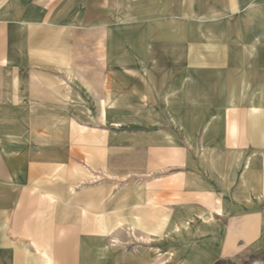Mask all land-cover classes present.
<instances>
[{
    "label": "rangeland",
    "instance_id": "374dc122",
    "mask_svg": "<svg viewBox=\"0 0 264 264\" xmlns=\"http://www.w3.org/2000/svg\"><path fill=\"white\" fill-rule=\"evenodd\" d=\"M75 2L0 0V232L35 227L44 245L58 244L53 264H73L81 240L105 244V264L264 263V145L251 140L264 132V115L253 118L264 0H182V56L162 61L117 38L130 26L115 12L100 23L98 0L90 23L73 20ZM212 153L222 165L211 167ZM247 157L258 165L244 171ZM194 176L220 213L184 188ZM182 208L214 216L197 236L173 234ZM163 215L167 226L151 233Z\"/></svg>",
    "mask_w": 264,
    "mask_h": 264
},
{
    "label": "crops",
    "instance_id": "0c3cea01",
    "mask_svg": "<svg viewBox=\"0 0 264 264\" xmlns=\"http://www.w3.org/2000/svg\"><path fill=\"white\" fill-rule=\"evenodd\" d=\"M91 2L92 0H76L75 2L76 11L75 13H73L74 17L72 19L76 20L78 23H82L83 25H85V23H90L91 21L90 20L91 19L90 8L92 4ZM185 5L186 3H183L182 0H98L99 21L102 24L103 22L107 24L108 15L110 17L109 18L110 20L113 16V13L115 12L116 14H114V17L117 20L116 22L121 21V24L123 26L125 27L127 25L130 26L129 33H120L121 30H119L118 34H116L117 38L122 39L123 42L124 41L127 42V40L129 39V43H130V46L132 47V50L134 48H137L136 50L139 53L144 52V49L141 50V47H144V46H147V48H149L150 46L153 47L154 48L153 53L155 54L156 58L159 61H162L164 60L163 58L165 56L166 57L170 55L171 56L179 55V57L182 56V11L186 10ZM39 8L40 7H36L35 9L36 13L39 11L37 10ZM125 27H122V28H125ZM212 38H214L213 34H212ZM225 61L233 62V59L229 57V58H226ZM237 84L241 86V89H243V91L245 88H247V85H248L245 78H241L240 80L235 81V89L238 86ZM257 90H259L260 94H262V97L260 98V105L262 106V109L260 113H257L258 115L253 116L256 122L258 121L260 117H262V115H264V86L259 84L257 86ZM234 101L231 100L230 102H227V107L235 106L237 102H234ZM253 102H254V99H251V110L258 111L257 107L254 106ZM217 121L218 120H215L212 118L210 119L209 123H206L204 126H206V128H208V126L213 128L214 125L217 124ZM260 126L264 127V123L263 125L260 124ZM230 133L233 135L236 133L234 127L231 128ZM251 140L253 143L259 142L261 144L263 143L264 145V132L263 131L259 132L257 138H252ZM263 153H264V149H263ZM3 154H4L5 160L9 161L8 152L5 148L3 149ZM219 160H222V159H216L212 153L209 157V162H210L211 167L222 165V162L220 164ZM259 161L262 164V161L261 160ZM254 163L255 162H252L250 157H247L243 161L242 168H244V171H246L250 167L254 168L256 164L258 165V163L256 164ZM229 165L230 163L229 164L226 163L224 167L226 166L228 167ZM262 165H264V162ZM220 174L221 176H219ZM225 174L218 173L217 176L219 179L221 178L224 179ZM258 176H259V191L261 194V192L264 191V188H263L264 187V168L261 171H258ZM190 179L191 180H188V182L185 183L184 188L187 189L188 187V189L190 190L191 189L190 187H192L193 189L195 188V190H201L202 191L201 193L202 204L206 206H210L209 207L210 210H215L216 212L220 213L221 212L220 204L217 207H215L213 203H210L208 201V197L211 194L210 195L208 194L210 193L208 190L204 191V188L202 185L204 183L203 179L202 178L198 179L196 176ZM223 179H221L220 181H222ZM243 182H245V180ZM192 183L193 185H191ZM32 191L34 193L33 197H38V195L41 196V194L43 195L47 194V196H49V201L53 200V197L49 195V193L39 192L38 189L36 188H33ZM70 191H73V190L71 189ZM140 195H142L141 199L143 197L146 202L151 201V199L147 197L146 193L143 195V193L140 192ZM176 202H181L182 204L185 205L183 201H176ZM70 203H71L70 205H74L73 202H70ZM171 203H173V201H170V204ZM107 205H110V203H108ZM154 205L155 204L151 206H154ZM164 206H168V205H159V207H164ZM198 212L199 211H195V212L189 211V210L187 211L182 208V222L179 221L181 217L178 216L177 218L173 220L172 223L174 225L176 223L182 224L185 222V218H187V216L192 217L194 228H196L195 235L197 236L200 233L198 231L199 230L198 223L199 224H201L202 222L203 224L209 223L211 218L214 216L212 211L210 212V216L207 218H204L203 214L198 213ZM168 218H169V215L167 217L163 215L158 223V226H156L155 229L150 230V232L155 234L156 231L158 232L160 230V228L167 226ZM32 228L33 227H31V229ZM172 229H171V232L173 234L179 233V232L172 231ZM9 230H10V233H9L10 237H7V235L4 236V234L0 232L1 233L0 234V264H53L54 261L58 263V261L60 260L58 257V254H59L58 244L56 243L54 247L53 241H51L49 243L45 242V245H46L45 246L44 243L41 241V238H42L41 234L38 232V230L35 229V227L33 230L22 231L20 222L16 221L14 222L12 226L10 225ZM25 232L27 234H24ZM206 232L210 233L211 231L207 229ZM20 238L28 239L29 241H25ZM98 239L100 240V238H96L94 240H98ZM212 240L216 241L217 240L216 236L213 238L210 237V241ZM83 241L84 240H81L79 242V249L78 250L76 249L77 253L75 255L73 254V264H88L90 259L93 257V255L92 257H90L91 255L89 256V253L90 251H92L91 254H93L94 250H95L94 253L96 254L95 259H99L97 264H105L104 260H102V257L106 256V253L110 249H108L105 244L103 246H100V242L90 240V244L85 245ZM43 248H46L48 250L44 249L45 250L44 251L42 250ZM53 253L56 255L57 258L52 257Z\"/></svg>",
    "mask_w": 264,
    "mask_h": 264
},
{
    "label": "bare ground",
    "instance_id": "6f19581e",
    "mask_svg": "<svg viewBox=\"0 0 264 264\" xmlns=\"http://www.w3.org/2000/svg\"><path fill=\"white\" fill-rule=\"evenodd\" d=\"M193 218L192 217H189L187 216V218H185V222L182 223V224H179V223H176L174 226H173V229L172 231L174 232H188L189 230H192L194 228V223L192 222ZM207 225V224H205ZM253 264H264V263H253Z\"/></svg>",
    "mask_w": 264,
    "mask_h": 264
}]
</instances>
